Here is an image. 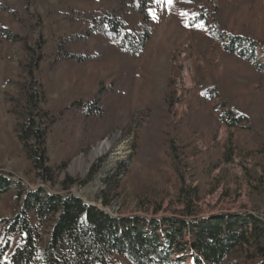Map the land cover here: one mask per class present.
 <instances>
[{"label":"rangeland","instance_id":"obj_1","mask_svg":"<svg viewBox=\"0 0 264 264\" xmlns=\"http://www.w3.org/2000/svg\"><path fill=\"white\" fill-rule=\"evenodd\" d=\"M14 2L0 0V6ZM32 3V23L37 16L49 46L78 29L70 20L79 13L106 7L103 0ZM201 11L208 18L190 24L187 19ZM140 20L133 15L130 22ZM149 26V42L137 58L116 51L84 63L51 66L50 58L39 68L36 76L46 93L42 106L55 112L76 99L93 100L99 89L115 83L114 92L101 97L105 120L93 123L68 109L51 128L48 165L57 178L49 184L32 169L15 133L16 111L9 98L23 81L25 54L20 43L2 36L6 29L34 40L38 30L28 36L8 11L0 10V174L23 193L70 194L113 218H185L187 208L195 218L240 212L262 216L264 55L257 49L255 58L246 61L223 51L211 34L217 29L264 43V0H155ZM96 44L88 38L73 49L90 56ZM201 80L215 86L213 100L203 98ZM223 101L243 111L248 125L229 129L219 119L222 110H216ZM102 144L107 150L91 157ZM66 178L72 180L68 190L61 185ZM183 188L191 189V201L183 197ZM15 202L14 192L0 199V219L13 215ZM1 232L0 224L2 243ZM184 241L192 240L187 236Z\"/></svg>","mask_w":264,"mask_h":264},{"label":"trees","instance_id":"obj_2","mask_svg":"<svg viewBox=\"0 0 264 264\" xmlns=\"http://www.w3.org/2000/svg\"><path fill=\"white\" fill-rule=\"evenodd\" d=\"M33 1L15 0L11 5L0 6V10L8 11L28 36L38 30L32 40L2 29L3 38L20 43L25 54L21 67L24 78L9 102L16 111L17 139L24 146L32 169L38 172L42 182L55 184L56 170L48 165L51 128L61 122V116L68 109L90 122L105 120L103 115L108 114L101 97L114 92L115 83L99 89L93 100L76 99L55 112L42 106L46 103V93L36 73L50 58L54 66L61 62L98 61L116 51L132 58L139 57L151 36L149 14L155 0H103L106 6L103 11L77 12L76 18L70 21L78 29L57 38L53 46L44 39L37 16L32 23ZM174 1L198 3V0ZM133 15L139 16L140 22L132 24ZM207 18L208 15L201 11L187 20L196 24ZM216 31L212 32V38L221 43L226 53L246 61L255 58L257 49L264 55V43ZM88 38L97 41L92 55L74 51L77 42ZM198 88L204 99L215 98V86L201 80ZM216 108L222 110L219 119L229 129L242 123L248 125L249 119L243 111L224 101ZM70 184L69 178L61 183L65 190ZM9 192H14L18 209L10 217L0 219L4 239L0 242V264H122V261L127 264H183V259H189L192 264H264V213L262 216L248 212L227 213L205 219L195 218L193 209L187 208L185 218H113L70 194L46 193L42 189L23 193L0 174V199ZM181 193L186 201H191L190 188H183ZM105 201L103 199V204ZM262 203L264 205V201ZM187 236L192 241H184ZM173 256L177 258L172 260Z\"/></svg>","mask_w":264,"mask_h":264},{"label":"bare ground","instance_id":"obj_3","mask_svg":"<svg viewBox=\"0 0 264 264\" xmlns=\"http://www.w3.org/2000/svg\"><path fill=\"white\" fill-rule=\"evenodd\" d=\"M107 150V146L102 144L100 146L97 147V149H95L92 153H91V157H94L96 155H101L103 154L105 151ZM80 162L84 161L83 159H79Z\"/></svg>","mask_w":264,"mask_h":264},{"label":"snow or ice","instance_id":"obj_4","mask_svg":"<svg viewBox=\"0 0 264 264\" xmlns=\"http://www.w3.org/2000/svg\"><path fill=\"white\" fill-rule=\"evenodd\" d=\"M165 2H166L167 4H171V3H172V0H165Z\"/></svg>","mask_w":264,"mask_h":264}]
</instances>
